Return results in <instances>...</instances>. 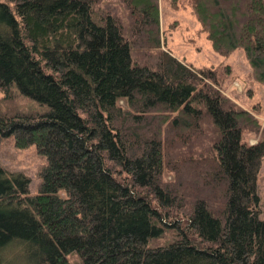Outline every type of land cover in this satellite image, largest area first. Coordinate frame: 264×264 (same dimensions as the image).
Returning <instances> with one entry per match:
<instances>
[{
  "label": "trees",
  "instance_id": "trees-1",
  "mask_svg": "<svg viewBox=\"0 0 264 264\" xmlns=\"http://www.w3.org/2000/svg\"><path fill=\"white\" fill-rule=\"evenodd\" d=\"M189 5L212 49L240 48L264 84V0ZM161 45L157 0H0V137L44 159L33 194L0 166V264H264V124L243 142L258 126L216 72ZM195 134L205 161L184 156ZM170 144L192 184L163 177Z\"/></svg>",
  "mask_w": 264,
  "mask_h": 264
},
{
  "label": "rangeland",
  "instance_id": "rangeland-1",
  "mask_svg": "<svg viewBox=\"0 0 264 264\" xmlns=\"http://www.w3.org/2000/svg\"><path fill=\"white\" fill-rule=\"evenodd\" d=\"M157 17L161 49L166 50L179 61L188 64L193 68L213 69L218 76L217 88L235 106L243 109L255 120L256 129L245 128L241 133V139L247 144L256 142L261 136V126L264 124V84L255 81L251 76V69L240 48H236L222 56L216 53L205 33L200 30V25L193 16L189 0H157ZM144 60L146 56L138 55ZM17 95V94H16ZM14 103L22 108H36V104L21 96H15ZM118 104H122L119 102ZM180 132H183L180 130ZM182 135V134H181ZM190 141L184 144L187 153L184 155L196 159L200 156L203 161L206 157H211L210 145L207 139L193 135ZM166 151V163L163 177L173 181V184L187 181L184 164L177 163L178 171H174L169 164L174 165L176 161L171 150ZM195 146V147H194ZM183 156V157H184ZM177 159V158H176ZM211 159V158H210ZM171 160V161H170ZM173 160V161H172ZM44 163L43 157L35 152L33 146L17 148L14 146L11 137H0V166L8 172H20L28 178V192L33 194L38 182V170ZM256 193L259 198V217L264 219V154L260 157L256 173ZM183 188V185H182ZM193 188L190 186V191ZM194 193V192H193ZM185 200V196L183 195ZM188 202L190 201L188 197ZM172 239V232L165 231L159 239L153 241L154 244H164Z\"/></svg>",
  "mask_w": 264,
  "mask_h": 264
}]
</instances>
